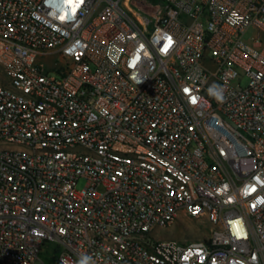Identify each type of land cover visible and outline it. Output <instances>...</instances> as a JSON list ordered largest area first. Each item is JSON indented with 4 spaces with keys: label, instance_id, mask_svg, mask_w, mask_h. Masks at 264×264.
<instances>
[{
    "label": "built area",
    "instance_id": "obj_1",
    "mask_svg": "<svg viewBox=\"0 0 264 264\" xmlns=\"http://www.w3.org/2000/svg\"><path fill=\"white\" fill-rule=\"evenodd\" d=\"M77 2L0 0V264H264V0Z\"/></svg>",
    "mask_w": 264,
    "mask_h": 264
},
{
    "label": "rangeland",
    "instance_id": "obj_2",
    "mask_svg": "<svg viewBox=\"0 0 264 264\" xmlns=\"http://www.w3.org/2000/svg\"><path fill=\"white\" fill-rule=\"evenodd\" d=\"M155 4L153 0H131L130 5L132 8L137 9L138 7H142L145 9H149ZM46 66L51 69L50 74L53 76H58L56 73V69L59 67L60 60L58 58H54L53 56L44 58ZM239 80L234 83H238ZM0 83L6 84L7 78L3 74V71L0 67ZM242 86L247 85V79L243 78L240 80ZM85 180H80L77 183V189L81 190L85 187ZM203 230L199 229L197 226L192 225L191 222H179L173 225L169 229L159 231L158 238L161 241H169L173 240L180 244H187L192 241H196L199 238H203V234L201 233ZM54 245H47L40 255V259L35 264H58L57 263V255L53 254L51 250L54 249Z\"/></svg>",
    "mask_w": 264,
    "mask_h": 264
},
{
    "label": "clouds",
    "instance_id": "obj_3",
    "mask_svg": "<svg viewBox=\"0 0 264 264\" xmlns=\"http://www.w3.org/2000/svg\"><path fill=\"white\" fill-rule=\"evenodd\" d=\"M212 95L218 102H223L225 99L224 90L219 86L212 92ZM78 264H83V260L79 261Z\"/></svg>",
    "mask_w": 264,
    "mask_h": 264
},
{
    "label": "snow or ice",
    "instance_id": "obj_4",
    "mask_svg": "<svg viewBox=\"0 0 264 264\" xmlns=\"http://www.w3.org/2000/svg\"><path fill=\"white\" fill-rule=\"evenodd\" d=\"M67 2L69 3V5H71L73 3V0H67ZM79 3H83V0H78V2L76 3V6L73 7V14H75L76 7L79 6ZM165 50H166V48H165ZM186 91H187V89H186ZM193 102H195V99H193Z\"/></svg>",
    "mask_w": 264,
    "mask_h": 264
},
{
    "label": "trees",
    "instance_id": "obj_5",
    "mask_svg": "<svg viewBox=\"0 0 264 264\" xmlns=\"http://www.w3.org/2000/svg\"><path fill=\"white\" fill-rule=\"evenodd\" d=\"M154 3L161 2V0H153Z\"/></svg>",
    "mask_w": 264,
    "mask_h": 264
}]
</instances>
